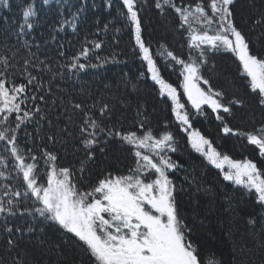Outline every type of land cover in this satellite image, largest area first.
I'll list each match as a JSON object with an SVG mask.
<instances>
[{"label":"trees","instance_id":"1","mask_svg":"<svg viewBox=\"0 0 264 264\" xmlns=\"http://www.w3.org/2000/svg\"><path fill=\"white\" fill-rule=\"evenodd\" d=\"M140 2L143 5L140 10L142 38L157 62L162 79L177 88L181 102L191 111L192 128L212 140L218 151L234 160L251 159L264 170V159L259 156L255 146L248 145L243 138L223 137L214 116L210 115L207 119L198 116L187 104L180 87L181 68L166 56V51L170 50L185 60L190 54L198 56V52L188 48L186 26H179V17L173 10L167 9V14L162 15L154 7V0ZM175 2L186 6L194 4L196 0ZM256 2L259 5L261 0ZM28 3L33 5L36 12V16L29 18L33 28L25 27L24 35L18 36L23 23L22 10ZM8 4L5 7L0 0V56L9 59L10 67L5 69L0 64V72L6 71V78L17 84H27L23 62L28 59L30 66L27 71L37 77L33 84L28 85L27 93L35 99L29 98L22 106L33 113L32 118L22 124L16 134L20 147L25 149L24 154L38 157V181L46 184L44 151L58 155V166L73 170L74 179L81 190H86L104 172L128 174V169L134 166L130 147L122 145L117 139H109L106 152L101 154L97 148L95 161L87 163L86 172L79 171L80 160L84 159L85 154L72 142L68 132L79 136L77 125L82 114L64 111L65 107H71L68 104L70 100L83 103L85 107H91L96 101L107 103L112 109L110 123L118 128L122 126L124 130L139 132L138 122L144 120L145 128L150 127L159 135L165 130L167 122V130L175 136L177 149L167 155L179 166L169 171V178L178 189L177 199L182 215L187 217L190 224L195 223L191 240L198 247L204 264L212 260L222 264H262L264 253L259 247L260 226L256 225L257 231L253 233L247 224L249 216L257 212L254 197L243 195L238 186L223 181L220 170L209 164L188 143L187 133L181 130L171 114V101L160 95V86L151 80L147 64L140 58L130 22L121 15L126 11L122 0H48L47 4L44 0H8ZM235 11L237 25L248 31L251 25L244 23L250 14L248 0H237ZM249 35L253 42L252 51H264V37L260 36V30ZM95 43H100L101 48L96 49ZM85 47L89 49V55L81 58L80 62L97 67L71 72L62 67L70 64L72 58ZM61 52L64 55H60ZM31 53L36 55L31 56ZM208 56L202 71L213 87L223 89L229 99L233 94L243 96L250 91L246 87V78L240 75L239 62L231 52H210ZM40 61L44 64L41 65ZM45 65L52 71H48ZM41 96L45 99L40 100ZM249 102L252 107H236L235 117L230 118L234 128L252 130L264 123V116L255 107L254 97H249ZM35 107H39L41 114L47 117L45 120H40L35 114ZM138 108L142 116L138 115ZM207 111L210 113V110ZM68 115H73V124H68ZM15 116L16 113L11 114L8 123L0 125V129L14 128L17 123ZM2 118L3 114H0ZM66 126L67 131L61 133L59 129ZM48 135H54L55 140L48 141ZM27 149H31V153ZM0 157L5 158L7 165H0V172L4 173L0 177V202L12 198L21 211L31 209L34 201L24 199L22 176L14 170V161L10 152L6 151L5 141H0ZM17 191L21 193L20 197L12 196ZM51 223L42 221L38 216L33 219L26 212L15 216L0 214V264H17V261L23 264H57L58 261L71 264L77 253L63 242L57 227L51 226ZM5 226L13 230L20 228L21 231H13L9 235L4 231ZM29 226L33 227L32 232L27 231ZM41 227L43 232L40 231ZM9 239L14 240L13 246L8 245ZM40 240L45 243L41 245ZM237 241L241 247L236 246ZM57 244L60 245L59 252Z\"/></svg>","mask_w":264,"mask_h":264},{"label":"snow or ice","instance_id":"2","mask_svg":"<svg viewBox=\"0 0 264 264\" xmlns=\"http://www.w3.org/2000/svg\"><path fill=\"white\" fill-rule=\"evenodd\" d=\"M2 2L5 7L9 6L8 0ZM44 3L47 4L48 0H44ZM122 4L126 11L121 12V15L130 22L140 58L146 62L151 80L160 86V95L171 101V114L181 130L187 133L188 143L209 164L220 170L223 181L238 186L243 195L254 197L257 212L249 216L247 224L251 226L253 233L257 231L256 225L260 226L259 247L264 253V170L251 159L234 160L228 154L218 151L212 140L192 128L191 111L181 102L177 88L162 79L157 62L142 38L140 10L143 5L140 0H122ZM236 4L237 0H196L192 5L180 6L175 0H154V7L162 15L167 14V9L175 12L179 17V26H186L188 48L198 52V56L190 54L185 60L170 50L166 51V56L181 68L180 87L187 104L198 116L206 119L210 115L214 116L218 122V131L223 137L246 139L247 144L255 146L259 156L264 159V123L252 130H241L230 124L237 106L252 107L249 97H254L255 107L264 116V51H252L253 42L249 35L259 29L260 36L264 37V0L259 5L256 0H248L250 14L244 21L251 25L248 31L236 23ZM22 16L23 23L18 36L24 35L25 27L33 28L29 18L36 16V12L31 3L23 7ZM213 25L216 27L213 28ZM94 47L99 49L101 44L95 43ZM220 51L231 52L238 60L240 75L246 78V87L250 90L243 96L233 94L229 99L223 89L213 87L204 76L202 68L207 64L208 53ZM35 55L31 53V56ZM60 55L64 53L61 52ZM88 55L89 49L85 47L79 55L72 58L70 64L62 67H66L69 72L97 67L95 64L80 62L81 58H87ZM39 63L44 64L43 61ZM0 64L5 69L10 67L9 59L3 56H0ZM23 64L27 84H17L6 78V71L0 72V114H3L0 125H6L13 113H16L17 121L14 128L0 129V141L6 142V151L10 152L14 161V170L22 176L25 201L31 198L34 205L31 209L21 211L17 202L9 198L6 202H0V214L15 216L26 212L33 219L38 216L44 222H52L51 226L57 227L63 242L77 253L71 264H204L198 247L191 240L195 223L190 224L187 217L182 215L177 199L178 189L169 178V171L179 166L167 155L168 152L177 150L175 136L167 130V122L165 130L159 135L150 127L146 129L144 120L138 122L141 131L124 130L122 126L118 128L116 124L110 123L112 109L107 103L96 101L91 107H85L83 103H73L70 100L68 104L71 107H65L64 111L82 114L80 124L77 125L79 136L68 132L72 142L85 154L84 159L80 160L79 171L86 172L87 163L95 161L97 148L101 154L106 152L109 139H117L122 145L130 147L134 166L128 169V174L104 172L86 190H81L74 179L73 170L58 166V155L52 151H44L42 155L47 165L46 184L41 183L37 179L38 157L24 154L25 149L20 147L16 134L17 129L33 115L22 106L29 98L35 99L27 93L28 85L33 84L37 77L27 71L30 66L28 59ZM45 67L52 71L46 65ZM55 75L53 72V76ZM39 99L45 98L41 96ZM34 112L40 120L47 118L41 114L39 107H35ZM137 113L143 115L139 108ZM67 121L68 124H73V115H68ZM48 123L51 126L50 120ZM37 124L39 125V121ZM59 131H67V126ZM47 139L54 141L55 136L48 135ZM27 151L31 153V149ZM0 165L7 166L4 157H0ZM3 176L4 173L0 172V177ZM83 179L82 175L81 180ZM20 195L19 191L12 193L14 197ZM229 207H232L231 201ZM4 231L11 235L13 231L20 232L21 229L13 230L5 226ZM27 231L32 232L33 227L29 226ZM40 231H44L43 227ZM7 243L13 246L15 242L9 239ZM44 243V240H40L41 245ZM236 246L241 247L239 241ZM56 249L60 251L59 244ZM17 264L23 262L17 261ZM57 264L61 262L58 261ZM209 264L222 262L212 260Z\"/></svg>","mask_w":264,"mask_h":264},{"label":"rangeland","instance_id":"3","mask_svg":"<svg viewBox=\"0 0 264 264\" xmlns=\"http://www.w3.org/2000/svg\"><path fill=\"white\" fill-rule=\"evenodd\" d=\"M226 170V169H225Z\"/></svg>","mask_w":264,"mask_h":264}]
</instances>
